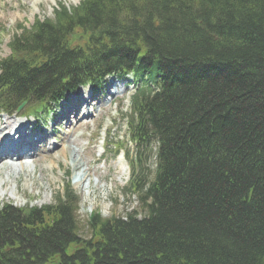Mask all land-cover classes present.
Returning <instances> with one entry per match:
<instances>
[{"label":"trees","instance_id":"16d2710c","mask_svg":"<svg viewBox=\"0 0 264 264\" xmlns=\"http://www.w3.org/2000/svg\"><path fill=\"white\" fill-rule=\"evenodd\" d=\"M20 29L0 111L142 79L128 116L139 206L93 213L90 239L69 188L41 209L0 206V264H264V0H82Z\"/></svg>","mask_w":264,"mask_h":264},{"label":"rangeland","instance_id":"374dc122","mask_svg":"<svg viewBox=\"0 0 264 264\" xmlns=\"http://www.w3.org/2000/svg\"><path fill=\"white\" fill-rule=\"evenodd\" d=\"M60 3L73 8L80 0H0V60L11 55L10 42L16 34L22 33L20 28L30 29L35 21L53 19ZM75 36L76 33L72 35L73 43L82 44L83 40ZM82 92L85 93V89ZM133 92L131 88L107 103V95H104L100 107L94 105L95 101H89L90 110L95 109V112L87 121L71 118L67 124L62 120L42 143L45 146L57 141L58 147L53 150H38V155L31 158L1 160L0 205L41 209L55 204L59 193L70 182L79 201L80 235L85 239L91 237L87 226L91 214L99 212L107 219L137 211L138 199L130 188L129 159L134 145L129 141L126 128L128 97ZM26 108L18 113H26ZM7 116L1 115L0 123ZM45 123L48 128L52 123L51 115L45 117ZM119 150L126 162L116 159Z\"/></svg>","mask_w":264,"mask_h":264},{"label":"bare ground","instance_id":"6f19581e","mask_svg":"<svg viewBox=\"0 0 264 264\" xmlns=\"http://www.w3.org/2000/svg\"><path fill=\"white\" fill-rule=\"evenodd\" d=\"M10 124H11L10 120L8 118H6V121H4V123L1 124L0 128L1 129H5V127L6 126H10ZM25 131H26L25 128L19 127L18 129H16V131H15V133L13 135V138H16V135H19L20 132L23 135H25V138H23V139L20 138L21 140H20L19 144L22 145V146L26 144L27 146H25L24 149L27 150V149H30V148L33 147V145L35 144L36 140H32L29 144L27 143V141L30 140V139H32V138H35L36 135L35 134H31V133L25 134ZM13 154L14 155H19L20 152L19 151H14ZM3 157H4V155H1L0 156V160H2ZM18 158H22V157L21 156H18Z\"/></svg>","mask_w":264,"mask_h":264}]
</instances>
